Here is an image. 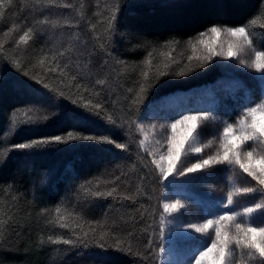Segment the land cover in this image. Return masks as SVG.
I'll use <instances>...</instances> for the list:
<instances>
[{
	"label": "trees",
	"instance_id": "16d2710c",
	"mask_svg": "<svg viewBox=\"0 0 264 264\" xmlns=\"http://www.w3.org/2000/svg\"><path fill=\"white\" fill-rule=\"evenodd\" d=\"M4 3L0 10V264H159L166 188L151 163L153 155L139 145L142 116L154 102L176 94L194 96L221 80L214 60H187L200 55L191 51V43L211 26H245L252 47L264 50V0ZM117 6V23L106 35L105 18ZM29 28L32 39L20 43ZM169 53L176 61L171 69ZM52 67L55 72L49 70ZM162 71L172 74L156 83ZM180 71L185 75L179 76ZM141 84L145 92H140ZM218 94V111L235 124L241 114L236 99L229 98L226 90ZM81 96L84 103L91 100L101 108L78 106ZM191 104H185L183 115L210 116L209 108ZM182 112L168 115L175 119ZM209 120L201 121L200 135L190 142L203 148L197 156L215 155L219 148L217 128L207 124ZM69 135L95 139L67 143L50 139L67 140ZM209 140L212 146L204 147ZM116 143L125 147L116 148ZM20 144L30 146L14 147ZM225 168L214 165L184 183L198 196L226 201L231 169L222 171ZM113 188L111 197L93 195ZM234 200L241 201L234 210L242 211L249 197L234 196ZM184 205L173 214L175 218L201 211L194 204ZM61 223L68 227L61 228ZM83 232L88 233L86 242L77 239ZM58 238L76 242L52 243ZM244 259L246 264H258ZM234 264H241L239 252Z\"/></svg>",
	"mask_w": 264,
	"mask_h": 264
},
{
	"label": "snow or ice",
	"instance_id": "6c2138e0",
	"mask_svg": "<svg viewBox=\"0 0 264 264\" xmlns=\"http://www.w3.org/2000/svg\"><path fill=\"white\" fill-rule=\"evenodd\" d=\"M8 3L11 4V0H8ZM4 8V0H0V10ZM119 11V6H117L111 10L110 16L105 18L107 24V28L105 29L106 35L116 25ZM2 14V11H0V15ZM92 27L94 28L95 25ZM209 32L211 34L210 37ZM32 33L33 29L29 28L20 37V43L27 44L32 39ZM222 37H226L227 39L222 40ZM96 39H99V37H96ZM108 39L110 40V36H108ZM252 46L253 39L245 26L221 27L213 25L207 32L200 34V39L191 43V51L193 53L200 52V55L188 56L187 60L189 62L193 59L197 61L203 60L208 63H211L216 57L225 61L238 60L240 65L251 67L257 73H264V50L253 49L254 58L251 60V63L246 62L243 58L246 51L252 48ZM100 47L103 49L104 45L101 44ZM56 55L53 54V59H56ZM58 55L63 56L64 53L60 52ZM151 55L149 53V57ZM169 60L170 63L167 67L171 69L172 63H176V61L171 57L170 53ZM40 63L43 64L44 61L41 60ZM149 63H151V60H149ZM56 67H59V61H57ZM56 67H52L49 70L55 72ZM171 74V71L160 72L156 83L159 82L160 77ZM178 75L183 76L185 73L180 71ZM261 79L264 80V76ZM96 82L101 85L105 83L103 80H97ZM154 86L155 84H153ZM44 87L48 88L49 86L48 84H44ZM77 87L80 86L78 85ZM145 91L144 85L141 84L140 92ZM261 95H264V89H262ZM80 101L81 103L78 106H82L86 110H91L89 106L95 109L101 108L99 103L93 104L91 100L84 103L82 96L80 97ZM72 103L76 104L77 101L73 100ZM251 103L252 100L249 98L248 106L241 111L240 117L235 124L226 123L223 127L222 135L217 137L219 148L216 154L208 155L207 158H201L197 162H192L191 166L181 163V155L184 153L186 145H189L191 152L201 153L203 151L202 147L191 145L190 142L194 141L197 135H200L198 132L200 123L201 121L209 120V114H181L182 118H178L174 123H171V135L167 138L166 154H160L158 159L145 146V142L148 140L147 134L144 135L143 139H139L140 147L149 155L154 156L151 163L158 170L159 181L163 183L164 187L175 183L181 177L187 178L184 182L193 181L197 178L194 174L211 168L214 165L227 166V168L231 169L229 179L230 189L227 193L226 201L221 200L220 203V207L227 209V211H222L211 218H206L202 224L187 225L186 231L191 229L195 233L202 234L214 232V238L208 235L206 240L200 242V246L194 248L189 264H234V257L237 252L241 256V264H246L244 257H247V260L250 261H257L258 264H264V103L256 107L250 106ZM43 106L40 105V107ZM96 114L98 115L99 113L97 112ZM211 118L215 119V117ZM108 119L110 123L115 122L110 116ZM178 129L180 130L179 136L177 134ZM140 131L143 132L142 127H140ZM50 139L56 143H67L68 141L77 140L92 141L95 138L91 135H69L67 140L60 136ZM107 143L111 144L113 141L108 139ZM29 146V144H20L14 147L24 149ZM211 146V140L204 145V147ZM115 147L124 148L125 145L116 143ZM178 163L180 167H177ZM227 168L222 169V171H227ZM252 182L255 183L253 184ZM115 192L116 189L113 188L106 193L94 192L93 195L97 197H111ZM234 196L251 197V200L244 204L242 211H235L234 208L241 201L234 200ZM183 208H185V205L180 200H175L172 203L165 202L163 204V210L168 215L180 213ZM56 211L59 213L60 209L57 208ZM59 226L61 228L68 227L63 223ZM87 237L88 233L83 232L82 235L77 236V239L86 242ZM186 238L190 241L197 239V237L190 233ZM100 239H104L103 234L100 236ZM75 242L74 240L65 238L52 240L54 244L64 245H72Z\"/></svg>",
	"mask_w": 264,
	"mask_h": 264
},
{
	"label": "rangeland",
	"instance_id": "374dc122",
	"mask_svg": "<svg viewBox=\"0 0 264 264\" xmlns=\"http://www.w3.org/2000/svg\"><path fill=\"white\" fill-rule=\"evenodd\" d=\"M210 35L209 32V37ZM223 39L227 38L222 37V40ZM253 49V47L248 49L243 56L248 63H251V60L254 58ZM213 60L218 64L220 72L222 73V78L216 85H208L207 88L197 90L194 96H189L187 94L169 96L152 103L146 109L144 116H142L144 129L143 137L147 134L148 140L145 142V146L154 154L155 158L158 159L159 155L162 153L166 154L167 138L171 135V123H174L176 119L180 118L182 116L181 114L186 113V111H184L187 109L185 104L189 105V101L192 103L190 106L194 104L197 107L199 106L198 104H200L201 106L204 105L206 108H209L210 120L207 124L213 123L215 125L217 128V137L222 135V130L226 123H230V121L218 111L219 108L216 101L217 97L219 98V91L226 90V95H228L229 98V95L235 98V102L238 103L240 111L248 106L249 98L252 100L250 105L252 107L264 103V95H261V91L264 89V80H262L261 77L264 76V73H257L251 67L240 65L238 60L225 61L219 57ZM179 112L182 113L175 119L169 118L170 114H177ZM211 117H215V119ZM201 124L202 123H200V127ZM177 134L179 136V129ZM197 138L198 137H196L195 140H197ZM188 147L189 145L185 146V151L181 155V163L188 164L192 162L190 160L197 162L205 156L214 154L213 152L212 154H204L203 157L197 156V154L191 152L189 149L190 147ZM177 167H180L179 163ZM202 172L204 171L202 170ZM184 180V177L178 178L175 183L165 187L166 200L164 203H172L175 202V200H180L182 203L185 202L188 205L191 203L199 206L201 211L183 212L179 218L174 217L173 214L175 213L172 215L166 213L163 216V222L161 223L162 245L159 253V264H189L194 248L200 246V242L206 240L208 235L214 238V232L202 234L195 233L194 230L191 229L186 231L187 225L202 224L205 222L206 218H211L219 212L226 211L220 207L221 200H224L222 197L206 198L198 196L192 191V188L186 186ZM250 200L251 197H249L248 202ZM189 233L197 237V239L195 241L188 240L186 237Z\"/></svg>",
	"mask_w": 264,
	"mask_h": 264
}]
</instances>
